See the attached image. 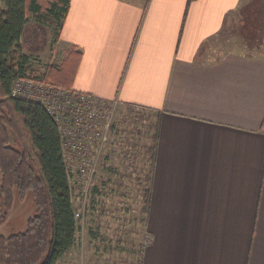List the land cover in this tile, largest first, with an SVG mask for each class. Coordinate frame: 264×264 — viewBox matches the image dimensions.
<instances>
[{"label": "crops", "instance_id": "1", "mask_svg": "<svg viewBox=\"0 0 264 264\" xmlns=\"http://www.w3.org/2000/svg\"><path fill=\"white\" fill-rule=\"evenodd\" d=\"M69 12L56 48L61 63L72 45L81 56L68 88L159 119L140 264H264V0H71ZM229 25L246 50L213 58Z\"/></svg>", "mask_w": 264, "mask_h": 264}, {"label": "trees", "instance_id": "2", "mask_svg": "<svg viewBox=\"0 0 264 264\" xmlns=\"http://www.w3.org/2000/svg\"><path fill=\"white\" fill-rule=\"evenodd\" d=\"M0 3L4 6L0 12V226L13 211L16 190L22 199L32 192L37 209L24 231L0 234V264H58L76 245L79 234L61 153V135L40 102L10 95L13 83L25 78L71 87L81 56L75 45L69 47L59 66L49 64L42 75L34 70L32 55L23 51V43L48 42V34L49 44L54 47L70 13L71 0ZM44 31L47 34L41 35ZM154 119L147 183L142 192L146 226L159 139V119L156 115Z\"/></svg>", "mask_w": 264, "mask_h": 264}, {"label": "rangeland", "instance_id": "3", "mask_svg": "<svg viewBox=\"0 0 264 264\" xmlns=\"http://www.w3.org/2000/svg\"><path fill=\"white\" fill-rule=\"evenodd\" d=\"M3 10L4 6L0 3V12ZM226 30V33H221L219 39L227 35L228 37L225 38H229L230 42L225 39L226 49H214L210 53L213 58H219L222 53L246 50L235 38V36L242 38L238 31L236 32L235 27L229 25ZM248 32L249 35L255 33L254 31ZM43 33L41 35L47 34L45 31ZM47 37L48 42L44 39L41 43L30 42L28 45L23 43V51L32 55L33 68L39 75L44 74L49 64L59 66L63 57V50L59 46L56 48L58 42L51 47L50 35L48 34ZM241 41L243 45L246 44L243 39ZM256 46H260L258 47L261 49L259 54H264L263 42ZM249 51L248 49L247 54L249 55L257 53L256 51L252 54ZM132 109L124 114L118 110L115 121L124 144H127L129 149L137 151L134 161L131 164L126 163L115 167L114 170L102 172L98 176L99 184L106 186L102 190H97L101 192L103 201L93 200L85 231L81 230L77 235L78 243L73 254L70 257L67 256L69 257L66 258L67 261L73 260L81 263L82 254L85 261L83 264H139L142 248L145 243H149L146 217L142 212L144 206L142 192L147 183L145 176L149 170V148L152 144V124L155 115L150 111L146 113L137 107ZM24 198H20L18 190L15 191L13 211L8 221L0 226L1 235L9 236L24 231L27 221L36 214V202L32 192Z\"/></svg>", "mask_w": 264, "mask_h": 264}, {"label": "built area", "instance_id": "4", "mask_svg": "<svg viewBox=\"0 0 264 264\" xmlns=\"http://www.w3.org/2000/svg\"><path fill=\"white\" fill-rule=\"evenodd\" d=\"M10 96L40 102L57 123L78 232L84 230L93 200L103 201L97 190L106 186L99 184L98 176L133 163L137 152L124 144L117 127L115 116L120 101L101 100L89 93L29 78L16 80ZM83 262L81 254V263L69 260L63 264Z\"/></svg>", "mask_w": 264, "mask_h": 264}]
</instances>
